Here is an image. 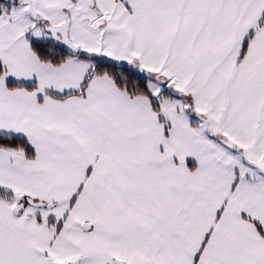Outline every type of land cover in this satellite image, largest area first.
Wrapping results in <instances>:
<instances>
[{
	"label": "snow or ice",
	"instance_id": "6c2138e0",
	"mask_svg": "<svg viewBox=\"0 0 264 264\" xmlns=\"http://www.w3.org/2000/svg\"><path fill=\"white\" fill-rule=\"evenodd\" d=\"M0 264H264V0H0Z\"/></svg>",
	"mask_w": 264,
	"mask_h": 264
}]
</instances>
